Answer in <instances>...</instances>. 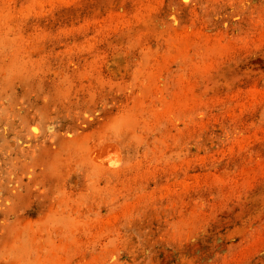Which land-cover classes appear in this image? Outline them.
<instances>
[{
  "label": "rangeland",
  "instance_id": "obj_1",
  "mask_svg": "<svg viewBox=\"0 0 264 264\" xmlns=\"http://www.w3.org/2000/svg\"><path fill=\"white\" fill-rule=\"evenodd\" d=\"M0 264H264V0H0Z\"/></svg>",
  "mask_w": 264,
  "mask_h": 264
},
{
  "label": "bare ground",
  "instance_id": "obj_2",
  "mask_svg": "<svg viewBox=\"0 0 264 264\" xmlns=\"http://www.w3.org/2000/svg\"><path fill=\"white\" fill-rule=\"evenodd\" d=\"M111 145L102 144L98 145L93 152V158L102 165H116L120 160L118 148L110 143Z\"/></svg>",
  "mask_w": 264,
  "mask_h": 264
}]
</instances>
